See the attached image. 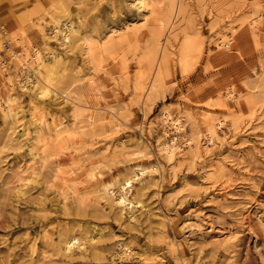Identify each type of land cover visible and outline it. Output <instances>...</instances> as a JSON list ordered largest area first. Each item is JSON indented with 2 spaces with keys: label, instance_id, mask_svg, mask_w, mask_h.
<instances>
[{
  "label": "rangeland",
  "instance_id": "rangeland-1",
  "mask_svg": "<svg viewBox=\"0 0 264 264\" xmlns=\"http://www.w3.org/2000/svg\"><path fill=\"white\" fill-rule=\"evenodd\" d=\"M151 1L0 0V84L3 60L15 98L12 117L0 114V264H264V105L252 107L244 84L254 67L264 76V0H166L162 25L151 18ZM65 14L84 38L149 23L90 58L68 47L62 34L54 37L51 18ZM254 18L249 35L238 40L234 34L238 52L229 51L230 63L220 62L221 35ZM11 48L21 56L38 51L57 74L68 70L62 81L76 78L69 90L74 103L63 95L68 86L46 97L34 83L25 90ZM183 95L189 107L178 99ZM168 106L184 132L165 136L161 116ZM75 109L81 114L76 121ZM206 116L225 121L219 142L197 159L186 149L170 167L159 145L173 138L196 141L194 131ZM39 123L50 157L41 156L34 140ZM60 124L73 136L61 152L55 147ZM65 178L79 193L92 191L97 181H133L125 190L115 186L109 195L89 196L77 208L73 194L63 200ZM70 236L78 245L66 253ZM119 248L131 254L120 257Z\"/></svg>",
  "mask_w": 264,
  "mask_h": 264
},
{
  "label": "bare ground",
  "instance_id": "bare-ground-1",
  "mask_svg": "<svg viewBox=\"0 0 264 264\" xmlns=\"http://www.w3.org/2000/svg\"><path fill=\"white\" fill-rule=\"evenodd\" d=\"M165 1L166 0H152L151 1L150 15H151V18L158 25L163 24L162 19L158 16H159V11H162V9L164 7ZM169 1L173 2L174 0H169ZM251 18H253V17L251 16ZM51 19H52L51 22L54 26V31L52 32L53 35H55L54 37H57V35L62 34L64 37V42L68 47H70V48L72 46H73V48H75L74 46L80 47L81 49H83L85 51L87 56H89L90 58H94L95 56H97V53L95 54L96 49L98 50L100 48H103L107 44H109V45L113 44L114 42H112V41L114 39H123L124 40L128 37L136 36L135 34L138 35V33H140V29H141L140 27L144 28L149 23L148 22L149 19H146L141 24H134L132 26H126L123 29H118V28L112 27L110 29H106L104 32H102L100 34H97L95 37L87 38L85 36V38H84L82 36V34L79 32L78 27L76 26V24L74 23L73 19L70 16L66 15L65 18L64 17L63 18L53 17ZM249 20L250 19L246 20L245 22H242L241 24H239L235 27H232L231 30L226 31L223 34L221 33L222 35L218 39V41H220V43L218 45H216L217 49H218L217 50L218 56H215V57H218V60L220 62L224 63L226 61L227 62L230 61L229 59L231 57L230 56L231 54L229 53V51L231 49H233V51L234 50L237 51V48H236L237 46L232 48V44L234 43V41L236 42V39L234 40V34H238L236 36V38H238V40L241 37L240 35H242V34L243 35H245V34L249 35L250 34V33L248 34L249 25L252 23H255V21H257V19L254 18V19H251L250 21ZM219 34H217V35H219ZM240 40H242V39H240ZM12 41L17 42L19 40L17 39V37H15L12 39ZM46 48H48V47H46ZM205 49H206L205 47L201 48V51L203 54L206 53ZM45 51H46V56H48V58L53 59L55 57L54 53L50 52L49 48L45 49ZM11 52H12V58L17 59L19 65L21 66L20 68L22 69L21 73L25 76V79L23 82V88H25V90L28 89L30 86H32V83H34L33 87L35 88L36 92H38V94L41 97H46V96L50 95L53 91L54 92H57L58 90L60 91V89H59L60 86H62V87L68 86L67 90H64L65 92L62 91L63 95H65V98L68 101H70L71 103H74L75 97L72 95L71 91L69 92V90L77 84V80H75L76 78L74 77L73 81H69V82L68 81L67 82L62 81L63 76L68 72V70L62 69L61 74L60 73L57 74L56 73V66L52 65V64H46V61L44 60V58L42 57V55H40V53L38 51H36V53L32 57L21 56V52H15V50H13V48H11ZM239 54L237 53V55H239ZM240 57H242V55ZM238 58H239V56H238ZM242 59H243V57H242ZM238 60H241V58ZM180 63H181L182 68L186 67L187 59L182 56L180 59ZM1 64L3 65V68L1 70L2 82L0 84V114L2 117L9 119L12 117V115H11L12 112L10 111V106H11V104L12 105L14 104L15 98L13 96V92H12V89L10 87L12 85V80H10V78H8V77L5 78V76L3 74L4 72H6L8 70L7 69L8 67L6 66V63L3 60H1ZM26 69H28L32 73V75L34 76L33 79L31 78V76H27L25 74V72L23 70H26ZM209 69L210 68L207 66V68H205L204 72L206 73ZM7 74L9 76L10 73H7ZM250 74H251V76H247L246 81H244V80L243 81H244L245 87L248 90H250V93H251L250 95H252V97H253V99L250 98V99H252V101L254 103L252 105V107L255 105V108H256V107L261 106L262 104L264 105V84H263L264 79L262 78L263 73L261 74L259 72V70L256 67H254L251 69ZM173 85H175V86L172 88V90H173L172 92H174V94H175L176 88H178V87H176V84H173ZM157 88H158L157 84H154V86L152 88L154 90V91L152 90V95L154 94V92H156ZM89 91L92 93V97H94V98L99 97L98 90L95 89V87L91 86ZM233 91L234 90H232V92H231V90H230V92L227 93L228 98H230V97L233 98V96H232L234 94ZM116 96H117V93H114L113 97H116ZM172 96H174V95H172ZM178 99H180L181 101H184L185 104L188 101V97L185 95L179 96ZM252 101H251V103H252ZM188 102H190V101H188ZM186 106L189 107V105H187V104H186ZM177 107H178V105H177ZM179 107H178V109H179ZM170 108H169V106L166 107L165 110L162 112V116H161L162 121H163V126L165 129V136H168L169 134H172L174 132L182 133L185 130L184 126L181 125V121L179 120V118L174 119V117L170 111ZM263 108H264V106H263ZM109 111L112 114L115 113L114 109H112V108H110ZM190 114H192V113H190ZM80 116H81V114L78 113L77 109H75V113L73 115L74 121H76ZM188 117H189V115H188ZM262 117L264 118V115ZM116 125H118V123ZM198 125L199 126L197 127V130L194 131V132H196V139H195L196 141H194V139H193V140H186V141L181 143V142H179V139L173 138V139H171V141L166 140L159 145L158 153H159V155L164 157V159H166V162L170 167L174 166V162L176 160V157L178 155L182 154L186 149L188 151H190L192 149L195 153L194 157H195V159H197L200 157L203 150L205 151V149L210 147V145H213V144L216 145V143L219 142V139H218L219 138V131L224 128L225 121L224 120H216L212 117L206 116V117H203V120ZM44 126H45V124H41V123H39L38 126L36 125L34 140H35L39 150L41 147V152H42L41 156L42 155L45 156L47 154L50 157L53 155V152H52V150H47V144H46L47 138L45 137L44 132H42ZM56 128H58L59 130H58V133L56 135L55 147L58 151L61 152L65 149H67V147L73 143V141H72L73 136H72L71 130L69 129L68 126H66V124H60ZM201 133H202V136H201ZM204 139H206L207 144L204 143ZM61 155H64V154H61ZM194 157H193V159H194ZM42 159H43V157H42ZM43 160H46V159H43ZM65 161H67V160H65ZM222 166H223V164H222ZM222 166H220V167H222ZM63 167L67 168L68 166L63 165ZM220 167H219V169L221 170ZM59 172H62L64 174V177H65V175L66 176L69 175V173L64 172L62 169L59 170ZM21 173L25 174L26 171L20 172V174ZM175 176H177V175L175 174ZM89 178L91 181L97 179L96 174H95V170L89 171ZM132 178H136V176H133ZM132 178L131 179L126 178L123 180V182H120V183L119 182L118 183L107 182L105 184L98 183V181L96 180L97 182L92 183V186H94V188L92 187L93 188L92 191L86 192V193H79L71 185L73 180L65 178L63 180V182H64V185L67 187V190L63 195V198H64L63 200L65 202H67L69 194H73L74 198L76 199V205L77 204L79 205V207L77 205V208H80V207L82 208V207H85V205L87 204L89 196L95 197V196H100V195H104V196L109 195L110 191L113 190V188H115V186H120L122 190H125L126 188H128L131 185V182L133 181ZM101 197H103V196H101ZM99 199H100V197H99ZM115 201L120 205H123L125 203V200L118 194H116V200ZM133 203L137 205L139 202L133 201L130 204L132 205ZM77 245H78V240L75 237H73V236L67 237V239L64 241V250L66 253H69L74 248H76ZM117 253H118L117 255L120 257H127L128 255L131 254V252L129 250L122 249V248H119Z\"/></svg>",
  "mask_w": 264,
  "mask_h": 264
}]
</instances>
